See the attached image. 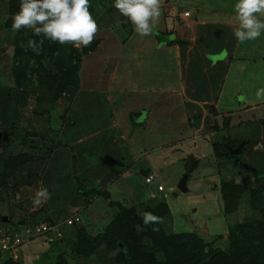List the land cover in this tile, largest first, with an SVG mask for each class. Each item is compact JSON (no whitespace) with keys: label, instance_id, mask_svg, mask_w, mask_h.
Returning <instances> with one entry per match:
<instances>
[{"label":"rangeland","instance_id":"374dc122","mask_svg":"<svg viewBox=\"0 0 264 264\" xmlns=\"http://www.w3.org/2000/svg\"><path fill=\"white\" fill-rule=\"evenodd\" d=\"M160 2L142 37L113 0H90L96 38L76 47L14 31L20 0H0V264H264V80L257 60L227 52L236 0ZM143 149L138 166L152 160L164 187L149 201L139 171L112 183ZM114 185L125 196H108ZM124 210L162 222L112 234ZM95 238L108 245L86 247Z\"/></svg>","mask_w":264,"mask_h":264},{"label":"clouds","instance_id":"9594fccd","mask_svg":"<svg viewBox=\"0 0 264 264\" xmlns=\"http://www.w3.org/2000/svg\"><path fill=\"white\" fill-rule=\"evenodd\" d=\"M89 7L90 0H20L19 11L12 17V29L32 28L34 36L43 34L52 42H71L76 47H87L96 38L98 30ZM112 7L132 22L138 35L154 34L161 16L160 0H113ZM234 11L238 27L233 34L238 41L243 43L259 38L264 31V20L261 19L264 17V0H236ZM28 47L39 50V45L32 39L28 40ZM255 95L257 101H264V88L258 89ZM45 198H50V193L47 188H42L36 193L33 204L39 206ZM142 220L144 225L162 222L150 212L143 213Z\"/></svg>","mask_w":264,"mask_h":264},{"label":"crops","instance_id":"0c3cea01","mask_svg":"<svg viewBox=\"0 0 264 264\" xmlns=\"http://www.w3.org/2000/svg\"><path fill=\"white\" fill-rule=\"evenodd\" d=\"M230 10H232V11H234V7L233 8H231ZM235 16H236V14H235ZM234 16V17H235ZM261 19L262 20H264V17H261ZM236 27H238V21H235V24H232L231 26H229L228 28H223L224 30H226V31H228V32H231V34H232V36H233V40H228V42H227V44L229 45V47L231 48V50H229V51H227L228 52V54H232V55H235V54H237V55H243V60H246V61H250V60H254V61H256L257 60V62H258V66L260 67L259 68V70H260V74H259V82H263V80H264V31H262V34H261V36L259 37V38H257L256 40H251V41H245V42H243V43H241L240 41H238V39L234 36V34H233V32H234V29L236 28ZM218 32V31H217ZM224 49V48H223ZM200 52H202V51H199L198 53H200ZM227 52H225L226 54H227ZM221 53V52H220ZM217 54V57H214V58H219L220 56H223V57H225V54L224 55H222V54ZM227 54V55H228ZM205 56V55H204ZM198 57H199V55H198ZM198 59V58H197ZM216 59H214V60H216ZM213 60V61H214ZM242 60V61H243ZM216 64H217V66H218V68H220L221 66H223V64L225 63V61H221L220 59H218V60H216V61H214ZM207 72V71H206ZM183 75V73L181 74V76ZM254 79H255V77H254ZM182 81H183V78L181 79ZM186 80H187V77H186ZM184 82V81H183ZM188 82V81H187ZM182 84V83H181ZM184 91V90H183ZM180 92H182V89H181V91ZM263 109H264V107H263ZM222 110V109H221ZM223 111V110H222ZM221 114H224L225 115V112L223 111L222 113L220 112V115ZM140 113H138L137 114V116H135V118H137V119H139V117H140ZM151 115H149L148 117L145 115L143 118H149ZM132 117H134L133 115L131 116V118ZM143 118H141V120H139V121H142L141 123L143 124ZM146 120H148V119H146ZM227 121H229V118H228V116H227ZM149 122V121H148ZM141 123H138V122H135V124L133 125V124H131V125H133V126H136V124L137 125H139V124H141ZM104 124H106V123H104ZM106 126H107V124H106ZM109 127H110V125H109ZM121 127V126H120ZM114 128H116V127H114ZM122 128V127H121ZM109 140L108 139H105V143L106 144H108L109 142H108ZM113 141V140H112ZM100 145H102V144H100ZM170 145V144H169ZM118 146V145H117ZM101 147V146H100ZM167 148H169L168 147V145L166 146ZM102 148V147H101ZM152 150L151 151H155L156 152V146H153L152 148H151ZM162 149H163V147H162ZM148 149H143V152H141L140 154H142V153H144V152H146ZM167 150V149H166ZM149 153H150V151H149ZM92 154V153H91ZM180 154V153H179ZM161 155L163 156V154L162 153H157V156H160L161 157ZM171 155V154H170ZM143 156V154L141 155V156H136L135 158L134 157H131L132 158V162H128L126 165H124V163L123 164H121V162H122V160H124V157H121V159H120V165L121 166H119V165H117V166H119V172L116 174L117 176L115 177V180L114 181H112V183L113 182H119V183H117L118 185H120L121 184V181H124V180H128V178L130 179L131 177H129V175H133L132 173L134 172H137V171H139L138 172V174H140V176H141V180H140V183L138 184V186L139 185H141L142 187H141V190H139V192H138V198H140V199H142V200H145V201H149V200H151V198H152V195L154 194L153 193V191L149 188V185L150 184H147L146 182H144L143 180H144V178H145V176L146 175H148V174H152V175H155V176H158V178L160 177L158 174H157V171H153V170H151L150 169V165H152V164H154V162L152 161V160H150L149 158H145V160H144V163H142V165L141 166H138V163H139V160L141 159V157ZM180 156V155H179ZM144 157V156H143ZM91 159H93L91 156H87V158H85V160L87 161V162H90V160ZM178 159H180L181 160V157H179ZM129 160V159H128ZM190 164H191V161L189 162ZM119 164V163H118ZM156 164V163H155ZM194 165V163H192L191 164V166H190V168H192V166ZM150 166V167H149ZM191 170V169H190ZM189 172H191V171H189V170H187L186 169V174L184 175L183 174V176L181 177V179L180 180H182V179H185L186 181H185V187L187 186V181L189 180ZM157 178V177H156ZM157 178V179H158ZM160 180V179H159ZM179 180V181H180ZM111 183V184H112ZM110 186H112V185H110ZM122 186V185H121ZM123 190V191H122ZM188 189H186V191H187ZM108 191V193H109V196L111 197V198H113L114 199V197L115 198H119V197H121V196H125V188H123V187H118V186H116V185H114L113 186V189L112 190H107ZM127 192H126V195H129V193L131 194V192L132 191H128V190H126ZM164 191V187H163V190H162V192ZM185 191V192H186ZM183 192V191H182ZM158 193V192H157ZM92 205V204H91Z\"/></svg>","mask_w":264,"mask_h":264},{"label":"trees","instance_id":"16d2710c","mask_svg":"<svg viewBox=\"0 0 264 264\" xmlns=\"http://www.w3.org/2000/svg\"><path fill=\"white\" fill-rule=\"evenodd\" d=\"M170 36H164L163 37L164 39H167L166 40V45H169V46L170 45H173V43H168L172 39ZM162 42H165V40L162 41ZM231 156L232 157H235L234 154H231ZM107 195L109 196V193L108 192H107ZM127 211L128 210H124V213L116 216V217H118L119 221H114L112 223V225L118 223L116 226L112 227L114 229H117L115 231V233H112V234L120 233V230L126 229L127 227L130 228V229H132L134 227V224L135 223L143 222V220L140 221V219H138V217H136L133 212H130V213H132V215L130 217L127 216L126 215L127 214ZM88 242L89 243L87 244L86 247H89L90 246V247L94 248L95 246H99L101 243L102 244H105V245H108V242L106 240L103 241V239H101V238H95L93 240L92 239L91 240L88 239ZM140 252H144V250H140ZM248 258L249 257L247 255L246 256L243 255L242 257L241 256H239V257L238 256H235V254H232L231 256H228L227 255V261L230 262V263H232V264H234L233 263L234 260H236L240 264H251V260H249ZM261 261H264V258H262Z\"/></svg>","mask_w":264,"mask_h":264},{"label":"built area","instance_id":"2783aa9c","mask_svg":"<svg viewBox=\"0 0 264 264\" xmlns=\"http://www.w3.org/2000/svg\"><path fill=\"white\" fill-rule=\"evenodd\" d=\"M144 179H145V182H146L147 184H152V183L155 181L156 178H155L153 175L148 174V175L145 176ZM162 190H163L162 185L157 181V183H156V191H157V192H160V191H162ZM36 230H37L38 232L45 231V230H46V226H45V225L38 226ZM20 240H21L20 236L15 235V236H14V240H13V242H12V245L19 244V243H20ZM4 246L6 247V245H4Z\"/></svg>","mask_w":264,"mask_h":264},{"label":"water","instance_id":"95a60500","mask_svg":"<svg viewBox=\"0 0 264 264\" xmlns=\"http://www.w3.org/2000/svg\"><path fill=\"white\" fill-rule=\"evenodd\" d=\"M241 148H242V145H239L237 148H235L234 150H232V153L235 154L236 152L240 151ZM190 166H191V164H190ZM190 166L187 168L188 170L190 169ZM185 181H186L185 179H182L180 181V183L178 184V188L181 191H183V192L186 191ZM156 183H157V179H155V181L152 184L149 185V188L153 191L154 194L157 193V191H156Z\"/></svg>","mask_w":264,"mask_h":264}]
</instances>
